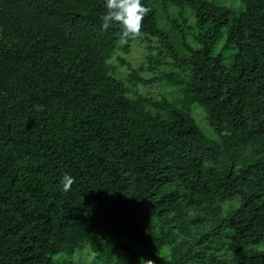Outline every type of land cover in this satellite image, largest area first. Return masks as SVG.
I'll list each match as a JSON object with an SVG mask.
<instances>
[{"label":"trees","instance_id":"trees-1","mask_svg":"<svg viewBox=\"0 0 264 264\" xmlns=\"http://www.w3.org/2000/svg\"><path fill=\"white\" fill-rule=\"evenodd\" d=\"M148 1L138 34L171 49ZM159 1L211 25L184 59L193 76L175 82L218 140L166 101L154 103L163 114L146 110L108 75L116 43L133 35L102 26L105 0H0V264H55L84 248L107 264H207L209 236L238 264H264V250L241 254L264 246V0H239L237 15ZM171 181L188 194L163 192Z\"/></svg>","mask_w":264,"mask_h":264},{"label":"rangeland","instance_id":"rangeland-1","mask_svg":"<svg viewBox=\"0 0 264 264\" xmlns=\"http://www.w3.org/2000/svg\"><path fill=\"white\" fill-rule=\"evenodd\" d=\"M207 1L212 8L220 6L236 15L244 11L239 0ZM147 4L155 12L158 28L167 35V43L171 49L164 47L159 38L143 34L133 35L130 39L116 43L114 51L105 61L108 75L121 82L126 96L140 102L146 110L153 113L160 111L163 114V111L154 106V103L166 101L188 112L206 137L218 140L219 138L208 121L205 109L198 105L185 104L180 86L175 82L177 78L193 76L192 68L185 66L184 59L191 55L189 48L197 49L200 46V36L209 30L211 25L206 26L205 29L197 28L193 10L189 7H174L159 0H149ZM138 78H142L145 82H139ZM213 168H215L214 162L204 161V173L209 187H212L210 171ZM163 192H173L179 196L188 194L187 187L174 181H171ZM240 202L241 200L235 197L223 203L221 212L226 215L229 210L236 209ZM182 212L192 221H194L193 217L203 214L201 209L198 211L184 209ZM161 226L162 221H156L157 229ZM224 237V242H227L229 236L224 235ZM210 238L209 236L207 240L210 241ZM206 241L204 242L206 245L200 250L205 254L207 264H238L236 259L239 254H235L236 259H232L231 253L217 249L215 244H208ZM250 250L261 251L264 250V246L248 247L241 254L248 253ZM122 253L119 252L118 255ZM161 257L165 262H169L171 247L165 246L161 250ZM113 258H117V255ZM53 262L55 264H107L104 258L89 251L88 248L77 251L70 258L57 255L53 257ZM111 264L121 263L115 259Z\"/></svg>","mask_w":264,"mask_h":264},{"label":"clouds","instance_id":"clouds-1","mask_svg":"<svg viewBox=\"0 0 264 264\" xmlns=\"http://www.w3.org/2000/svg\"><path fill=\"white\" fill-rule=\"evenodd\" d=\"M107 11L102 16V26L107 29L114 23H119L125 35L138 34L141 28V21L149 9L142 3V0H105ZM73 177L65 174L62 181L65 190L73 182ZM142 258V261H141ZM154 264L152 259L140 257L139 264Z\"/></svg>","mask_w":264,"mask_h":264}]
</instances>
